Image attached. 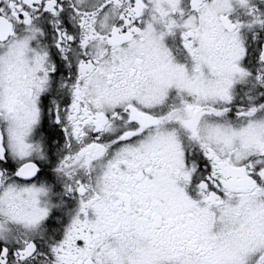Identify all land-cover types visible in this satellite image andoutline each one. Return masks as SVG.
I'll return each mask as SVG.
<instances>
[{"label": "flooded vegetation", "instance_id": "af4514ba", "mask_svg": "<svg viewBox=\"0 0 264 264\" xmlns=\"http://www.w3.org/2000/svg\"><path fill=\"white\" fill-rule=\"evenodd\" d=\"M260 117L264 0H0V264H264Z\"/></svg>", "mask_w": 264, "mask_h": 264}, {"label": "rangeland", "instance_id": "374dc122", "mask_svg": "<svg viewBox=\"0 0 264 264\" xmlns=\"http://www.w3.org/2000/svg\"><path fill=\"white\" fill-rule=\"evenodd\" d=\"M253 130H257V134L261 135L264 133V117H260L257 121V128H253ZM258 163V162H257ZM260 197H256L254 195L248 196L244 198L247 203H245V206L241 210V217L242 220L245 221V218H249L256 210H258L261 206H264V188L261 192H259Z\"/></svg>", "mask_w": 264, "mask_h": 264}]
</instances>
